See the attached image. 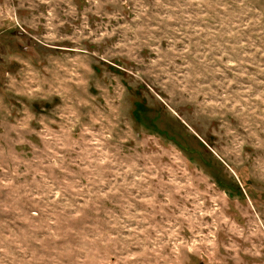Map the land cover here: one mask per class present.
I'll list each match as a JSON object with an SVG mask.
<instances>
[{"label":"rangeland","instance_id":"374dc122","mask_svg":"<svg viewBox=\"0 0 264 264\" xmlns=\"http://www.w3.org/2000/svg\"><path fill=\"white\" fill-rule=\"evenodd\" d=\"M0 264H264V0H0Z\"/></svg>","mask_w":264,"mask_h":264}]
</instances>
